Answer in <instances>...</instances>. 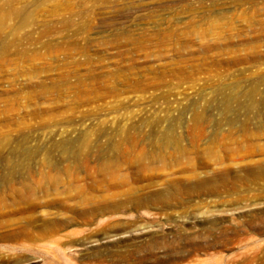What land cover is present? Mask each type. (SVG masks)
Masks as SVG:
<instances>
[{
  "label": "rangeland",
  "instance_id": "obj_1",
  "mask_svg": "<svg viewBox=\"0 0 264 264\" xmlns=\"http://www.w3.org/2000/svg\"><path fill=\"white\" fill-rule=\"evenodd\" d=\"M219 169L218 193L193 192ZM172 174L188 187L171 207L77 213L80 189L118 199ZM22 218L95 235L0 233V264H264V0H0V225Z\"/></svg>",
  "mask_w": 264,
  "mask_h": 264
},
{
  "label": "bare ground",
  "instance_id": "obj_2",
  "mask_svg": "<svg viewBox=\"0 0 264 264\" xmlns=\"http://www.w3.org/2000/svg\"><path fill=\"white\" fill-rule=\"evenodd\" d=\"M10 15H15L14 12H10L8 13ZM166 139H168V141L172 142L175 141V137L173 138V136L171 135V133L169 132V135L166 137ZM179 143V142H178ZM70 145V146H69ZM74 144H69V143H65L62 142L61 144L55 146L54 148L58 149L61 151L62 153V157L66 156L68 153L72 152ZM199 149V148H198ZM216 152V151H215ZM208 155V153H207ZM186 156V155H185ZM216 156V155H215ZM179 157H183V156H179ZM187 157V156H186ZM178 162V160L176 161ZM186 163V161H185ZM215 164H219V160L216 159L214 160ZM191 164V163H190ZM180 165H177L176 167H178ZM190 170L192 171V174H190L189 176H185L181 179H187V180H191L194 178H199L198 175H201L199 173H195L196 167L195 165H192V168L189 169L184 168L183 166L180 168L179 171H183V172H188ZM109 171V170H108ZM110 173L113 172H118L120 171V166H117L116 168H111L110 169ZM223 170H218L214 176L209 177L206 176L205 180H198V183L195 185L194 188L195 189L193 192H196L197 194L201 195L200 192V187H204L209 185V192L210 190H213L212 192L214 193H218V189L214 186L216 183H212L213 181H215L216 179H218L217 177L222 176ZM160 174H152L150 176V178H154V176H158ZM34 176V175H31ZM172 175L168 176V178L165 179V182H163V184H161V186H163L162 188L159 189H154L156 188L155 186H153L152 184L149 185H144L138 189H131L128 192H123L121 194L118 195V199H112L110 197H103V200L98 201V197H91V198H84L81 196L82 193H80L81 191H85V189H80L79 191V196H76V199H83V203H80L79 200V205H81V208H79L77 210V213H79V216H86V218H88L89 220H87L88 222H92L97 220V218L99 217V215L101 214H107V213H115V212H126L129 210V208H134V209H142L145 207H150L154 204L159 205L161 207H167L173 204V202H171L173 199L175 200V202H178L181 200V196L185 194V187H188V181L186 180H176L172 177ZM124 180H120L118 176H115L114 178L118 180L117 185L123 186L126 185L130 180H136L139 177H141L140 174H133V173H126L123 174ZM149 180H153L150 179ZM43 179H46L45 176H43ZM197 180V179H196ZM116 183V182H115ZM115 183L111 182L112 185H114ZM223 184L225 185V182H223ZM29 189L36 191V189L31 188L30 185L25 184ZM233 184H227L225 185L224 188L226 187H231ZM235 188H237V186H233ZM143 188L145 190L148 191V193L143 192L139 193L141 190H143ZM154 189V190H152ZM150 190V191H149ZM173 191V192H172ZM195 194V193H193ZM192 194V195H193ZM29 200H31V202L29 204H27L29 206V210H34L37 207L41 206V205H57L59 206V204L56 202L55 199L46 201L43 199H38L36 194H32L31 197H29ZM127 204V205H126ZM171 207V206H170ZM48 221V224H47ZM34 223V220L32 219H19L17 221H9L6 224H1L0 225V233H2L4 235V237L6 239H9V235L13 238L19 239L21 238L22 240L26 241V242H32L33 246H35V244L38 241H43L45 242V240H49V242H53L55 244H57V246H61V245H67V246H74L83 242H87L90 241V239L94 238V235H87V236H83L81 237L80 234H70L65 236V238H56V234L59 232V226H60V220L58 219H54L53 221H50L48 219L45 220V224L47 225L46 228H41V230L37 233H35V231H31L28 226ZM111 221L109 220L107 223H105V227H103L102 229L98 228L99 230H96V232L98 233H102V232H106L108 227L111 226ZM6 225V226H4ZM8 225H11L12 229L10 231H4V227H7ZM97 234V233H96ZM52 238H54L52 240ZM243 241V240H242ZM241 242V241H240ZM244 242V241H243ZM104 248V247H103ZM263 248V247H261ZM104 254V251L102 250V246H93L87 250H81L79 252V258L81 259L82 262L87 261V260H96L98 257L102 256ZM54 257H58V255L55 253ZM52 260L53 264H57L55 263V260ZM74 258L77 259L76 256H74ZM247 260V259H246ZM248 262V261H247ZM246 264V263H245Z\"/></svg>",
  "mask_w": 264,
  "mask_h": 264
}]
</instances>
